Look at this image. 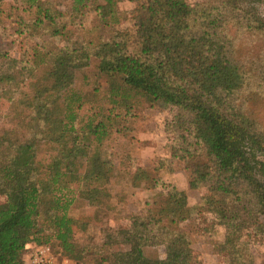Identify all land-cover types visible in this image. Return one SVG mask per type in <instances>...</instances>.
<instances>
[{"label": "trees", "instance_id": "16d2710c", "mask_svg": "<svg viewBox=\"0 0 264 264\" xmlns=\"http://www.w3.org/2000/svg\"><path fill=\"white\" fill-rule=\"evenodd\" d=\"M5 1L0 0V5ZM13 1L6 20L14 32L26 40L44 37L63 44L44 54V76L53 79V89L69 87L72 72L86 68L94 58L100 76L119 81L121 88L112 86L110 96L128 91L149 104L178 109V133L170 146V159L183 163V170L194 175L190 189L207 187L208 193L201 198L204 211L215 215L225 231L223 242L214 245L216 253L230 264H252L247 233L254 224H264V135L237 104L244 74L234 59L232 34L225 26L232 19L235 35L241 30L264 34L262 20L250 21V12L239 7L240 0H203L194 5L184 0ZM125 1L136 5L133 31L109 40L91 38L97 26L106 29L118 21V4ZM89 16L96 21L94 28ZM71 105L65 102L58 114L49 115L54 133L48 137L55 152L45 166L33 149L34 140L0 150V197L4 198L0 264H24L26 244L43 246L50 241L67 259L77 264L84 261V250L76 253L78 220L67 214L70 201L50 197L66 189L58 184L64 175H76L72 184L90 205L106 209L110 204L113 167L89 156V150L78 143L92 135L99 141L104 135L99 130L102 125L87 122L86 128L77 131ZM78 158L85 164L81 175L74 166ZM145 175L141 168H134L120 179L138 187ZM189 218L185 194L173 190L145 216H132L127 226L106 235L102 253L112 244L128 248L104 256L99 263L198 264L187 235L179 228ZM147 246H163V259L145 257Z\"/></svg>", "mask_w": 264, "mask_h": 264}, {"label": "rangeland", "instance_id": "374dc122", "mask_svg": "<svg viewBox=\"0 0 264 264\" xmlns=\"http://www.w3.org/2000/svg\"><path fill=\"white\" fill-rule=\"evenodd\" d=\"M65 1L69 3V0ZM184 1L194 5L203 0ZM240 3L241 9L250 12L247 17L250 21L253 17L260 18L264 25V0H240ZM10 5H15L13 0H6L0 5V150L34 140L37 146L33 149L42 166H45L55 152V145L49 143L48 137L53 132L49 115L58 114L65 102L72 103V110L77 116V131L86 128L87 122L93 125L100 123L102 128L99 130L104 131L99 141L92 135L79 139L78 143L89 150V156H95L100 162H109L113 167L109 206L102 209L101 206L90 205L72 184L77 179L76 175L71 177L67 174L60 178L58 184L66 186V189L50 195L59 200H69L67 214L78 220L74 230L76 253L80 249L84 250L83 256L85 253L84 261L79 264H100L104 256L126 250L128 247L112 244L102 253L100 247L106 241V235L120 226H127L132 216H145L154 206L164 203L173 190L182 191L186 196L190 218L179 228L187 235L198 264H230L214 248V245L223 242L225 231L215 215L204 211L201 198L208 193L207 187L190 189L189 182L194 175L183 170V163L170 159V146L178 133L175 128L178 109L149 104L128 91H121L119 95L122 97L110 96L112 86L121 88L119 81L100 76L94 58L86 68L72 72L69 87L53 89V79L44 76L47 70L42 67L46 60L44 54L63 44L45 40L44 37H29L26 40L18 35L6 20ZM135 6L134 3L120 2L118 21L106 29L97 26L90 37L109 40L113 36L131 33ZM89 21L94 28V17L89 16ZM233 21L227 19L225 29L232 34L233 56L244 74L242 88L236 96L237 104L242 105L247 118L264 135V34L241 30L235 35ZM75 99L79 103H73ZM184 120L187 118L184 117ZM262 160L264 162V157ZM74 166L76 174L81 175L85 169L84 159L78 158ZM134 168H141L146 174V180L138 187H133L131 181L120 179L121 176L127 178ZM40 178L46 177L41 175ZM3 201L4 198L0 197V204ZM247 240L252 264H264V224H254L247 233ZM43 246L49 248L53 264H77L62 255L55 242L50 241ZM143 254L149 259H163L164 248L147 246L143 248Z\"/></svg>", "mask_w": 264, "mask_h": 264}, {"label": "built area", "instance_id": "2783aa9c", "mask_svg": "<svg viewBox=\"0 0 264 264\" xmlns=\"http://www.w3.org/2000/svg\"><path fill=\"white\" fill-rule=\"evenodd\" d=\"M24 264H53V257L46 246L26 244Z\"/></svg>", "mask_w": 264, "mask_h": 264}]
</instances>
